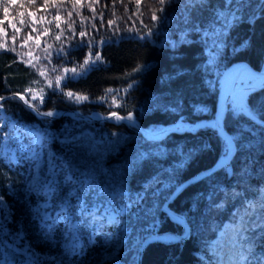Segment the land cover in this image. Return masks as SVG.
<instances>
[{
    "label": "trees",
    "instance_id": "obj_1",
    "mask_svg": "<svg viewBox=\"0 0 264 264\" xmlns=\"http://www.w3.org/2000/svg\"><path fill=\"white\" fill-rule=\"evenodd\" d=\"M209 3L222 5L223 0ZM251 4L245 20L231 28L217 49L211 31L214 8L189 9L196 25L193 30L183 19L185 0L166 5L163 13H156L157 21L151 20L152 11L159 7L157 0H0V96L6 98L0 101V197L10 215L5 226L13 235L17 231L24 234L13 248L4 249L11 264H25L32 253L36 264H136L141 238L164 231L184 233V228L162 211V205L182 181L222 157L224 144L218 132L206 126L180 127L155 140L115 117L98 121L83 116L96 113L104 117L111 112L128 116L131 112L151 131L178 122L211 119L219 95V75L239 60L263 66L264 9L260 0H251ZM250 14L255 16L254 22H248ZM109 21L114 23L109 25ZM148 28H152L151 35L146 34ZM81 32L88 35L82 38ZM89 41L91 49L85 43ZM245 41L248 43L243 46ZM90 51L93 56L99 52L102 59L94 64L90 60L91 66L81 70L78 66ZM136 66L142 70L133 72ZM73 68L78 73L75 78L66 71ZM33 81L43 88L36 99H32L33 89L27 87ZM68 92L87 99L69 97ZM261 101L264 87L248 97L253 108H261ZM46 112L53 115H43ZM224 126L236 137L240 149L231 160L230 174L219 170L182 191L170 208L186 217L190 237L150 243L141 264H214L211 246L217 232L233 219L245 199L264 197V130L244 117L234 119L229 111ZM86 128L106 132L110 140L92 150L62 139ZM35 136L42 137L40 144L33 143ZM49 162L57 171L62 162L70 163L74 178L95 169L100 186L109 192L123 184L133 197L138 194L142 199L133 209L138 219L127 217L129 235L124 237L122 228L107 221L95 230L82 227L79 244L83 252L67 257L62 245L69 225L61 215L52 238L46 240L40 231V217L47 212L56 220L59 198L68 192L62 185L57 197L49 201L37 191L48 174ZM35 172L41 174V180L31 183ZM233 192L239 195L233 196ZM94 196L92 192L85 197L89 210L99 204L102 213L109 197ZM222 202V207H215ZM49 203L51 207H44ZM70 203L76 204L75 197ZM119 206L118 200L112 208ZM69 214L72 223L82 220L75 215V207ZM153 223L155 231H151ZM248 235L254 255L264 256V231ZM7 243L13 244L11 236ZM29 247L31 253L26 255ZM107 252H114L110 262L103 261Z\"/></svg>",
    "mask_w": 264,
    "mask_h": 264
},
{
    "label": "snow or ice",
    "instance_id": "obj_2",
    "mask_svg": "<svg viewBox=\"0 0 264 264\" xmlns=\"http://www.w3.org/2000/svg\"><path fill=\"white\" fill-rule=\"evenodd\" d=\"M139 2V0H138ZM174 0H157L158 8H155L151 13V20L157 21L160 19L156 15L157 12L163 13L166 5H170ZM261 8L264 9V0H260ZM211 6L214 8L213 16V27L211 29L212 34L215 37L213 47H218L223 45L229 31L231 28L237 26L239 23H242L245 20L246 10L253 7L251 0H223L222 5H210L209 0H185V13L183 16L184 22L186 24H191L193 30L196 29V25L193 24L191 20V12L189 9H194L197 7H208ZM7 10L5 9V12ZM94 11V9H93ZM71 15V13H69ZM254 15H247L248 22H254ZM109 25L113 24V21L108 22ZM142 23V21H141ZM216 23L220 24L219 28L214 27ZM71 27V26H70ZM155 25L152 26L154 28ZM152 28L147 29V35L152 34ZM88 35L85 32H81L80 36L83 38ZM59 39V37H57ZM83 42V41H82ZM87 43L89 49L92 47V42ZM247 41L244 42L243 46L247 45ZM102 57L99 52H96L95 55H91L78 67L81 70H86V66L90 67L89 61L91 60L94 64L96 61L101 60ZM142 70V66H136L132 69L133 72H138ZM71 71L74 75L72 78H75L77 69L73 68ZM239 71H244L247 73L246 80L242 83H246L247 86L240 88L235 87V81L226 80L225 95L230 97V108L227 109L234 119H239L244 117L251 125L259 127L264 130V113L261 112V108H264V101L260 102L261 108H253L249 105L248 97L255 91L256 81H259L260 87H264V77L256 76L250 72H247L246 69H240ZM56 83L59 85L60 78H57ZM128 87H132V84H129ZM111 92L112 90H107ZM14 96H20V99H24L19 93H14ZM69 97H75L76 99H87V97H81L78 94L68 92ZM6 99L5 97L0 96V101ZM32 99H36V96L33 95ZM41 101L43 97H40ZM25 103L29 101L25 100ZM3 105L0 104V108ZM43 115L50 116L53 115L52 112L43 113ZM110 115L116 119H125L121 117L116 112H111ZM128 119L132 118V113H128ZM223 114L218 111L216 118L210 123L205 125L210 127L213 130L219 131L221 127ZM245 131H250V129H245ZM7 139V137H4ZM42 137L35 136L33 138L34 144H40ZM224 144V151L222 153L221 159L217 161L215 166L216 170H223L226 174H230L229 170L231 168V160L234 158L236 151L240 150L237 147L236 137H222ZM94 148V146H93ZM60 170L57 171V166L49 162L48 174L41 182L40 188L37 189L38 192L42 194L51 201L53 198L57 197V194L61 191L62 185L68 187L67 195L59 198L58 208L59 211L56 213V220H52L51 215L47 212L40 217V231L42 236L46 240L52 238L53 229L56 223L59 222L61 215L64 216L65 221L69 225L66 230L65 242L62 245L64 254L67 257H72L79 255L83 252V247L79 244L80 232L82 227L92 228L95 230L98 226H104L105 221L108 225H114L118 228H122L124 237L129 235L130 229L128 228L127 217L132 216L133 219H138L136 213L133 211L134 208L138 207L140 200L142 199L138 194L136 197H133L130 193L126 192L123 184L115 186V190L109 192L106 187H101L97 178V173L95 169H88L80 173V178H74L73 168L70 163L62 162L59 166ZM209 175L214 174L213 169L208 170ZM59 176H62V181L58 179ZM39 179V178H38ZM223 191V189H222ZM95 192L93 199H96L99 196L107 195L109 197L107 206H103V212L101 213L102 205L94 204L89 210V206L85 201L90 193ZM227 195V192H225ZM233 196H238V193L233 192ZM75 197L76 204L73 206L70 203V198ZM119 200L120 206L118 209H113L112 205L116 204ZM222 204L215 205V207L220 208ZM44 207H51V204H46ZM72 207H75V215L81 217L82 220L72 223V216L69 214ZM4 201L0 197V212H3V219L0 220V264H11V262L6 258V253L4 252L5 248H13V245L17 242H20L24 238L22 231H17L14 235L9 232L5 226L6 222L10 219V215L4 211ZM175 222L178 225H182L186 233H190L191 229L188 226V221L184 217H174ZM156 224L153 223L151 231H155ZM257 231H264V197L260 198L259 201L254 199H245L241 205V209L233 213V219L223 226V230L219 233L217 242L211 246L212 254L214 257V264H264V256H255L253 249L250 243L249 233H255ZM13 238V244H8V237ZM166 238L169 240H176L178 237L172 234H165V237L149 236L143 237L140 239L138 244L139 246L146 244L151 239H162ZM92 241V236H89V242ZM123 242V241H122ZM15 251H20L19 248H14ZM26 255L31 253V248L25 250ZM31 255H28V259L25 261V264H36L32 259ZM55 259V258H53Z\"/></svg>",
    "mask_w": 264,
    "mask_h": 264
},
{
    "label": "water",
    "instance_id": "obj_3",
    "mask_svg": "<svg viewBox=\"0 0 264 264\" xmlns=\"http://www.w3.org/2000/svg\"><path fill=\"white\" fill-rule=\"evenodd\" d=\"M240 69H246L247 72H250V73H252V74H254L256 76L264 77V67H259V68L255 67L250 62H248L246 60H239V61H235L232 64H230L218 77L219 95H218V99H217V104H216V109H215V112H214V116L211 119L203 120V121L197 122V123L178 122V123H175V124H169V125H165L163 128H161V129H159L157 131H151V130L143 128L141 126V124L139 123V121L137 119L133 118V117L131 119H128L127 118L128 116H121V115L118 114L121 117H125V119H120V120H123V121H126L128 123L134 124L138 129H140L143 132H145V134L149 138L158 140V139L163 138L167 131L174 130L176 128H180V127H185V128H190V129L202 128L205 125L210 124L216 118L217 112L220 111L223 114V118H222L221 127H220L219 131H217V130L216 131L218 132V134L221 137H233L227 131V129L224 126V118H225L227 109H228L229 104H230V97H226V95H225L226 89H223V87H222V80H223V77H224L225 73H227L228 70H235L234 77H233L232 81H235V87H237L239 81L242 78V76L246 73L244 71H239ZM259 88H261L260 85H259V81H256L255 90H257ZM27 105L30 106L29 103ZM37 112L39 113V111H37ZM76 113L78 115H80V116H83L82 114H80L78 112H76ZM83 117H85V118H87L89 120L103 121V120H107V119L111 118L112 116L108 115V116H104V117L99 118V119H95V118H93L91 116H83ZM220 159H221V157H220ZM216 164H217V162L215 164H213L212 166H210V167H208L206 169H203V170L193 174L192 176L188 177L184 181H182L173 190V192L168 196V198L166 199V201H165V203L163 205L162 211L165 214H167L169 217L173 218V219H174V217H184V218H186L184 215L172 210L170 208V204L182 193V191L187 186H189V185H191V184H193V183H195V182H197V181H199V180H201V179H203L205 177H208L209 176V172H208L209 169H213L214 173L219 171V170L215 169ZM188 226L190 227L189 223H188ZM169 233L174 235V236H176V237H178V239L169 240V239H166V238H162V239H151V240H149L148 242H146V244L140 246V248L138 250V253H137V256H136V264H141L142 263V258H143L144 251H145V249L147 248V246L150 243L155 242V241H162V242H164V241H183V240H186V239L189 238L191 231H190V233H186L185 229H184V234H178V233H175V232H172V231H164V232H158V233L152 234L151 236L158 235L160 237H165V234H169Z\"/></svg>",
    "mask_w": 264,
    "mask_h": 264
},
{
    "label": "rangeland",
    "instance_id": "obj_4",
    "mask_svg": "<svg viewBox=\"0 0 264 264\" xmlns=\"http://www.w3.org/2000/svg\"><path fill=\"white\" fill-rule=\"evenodd\" d=\"M262 65H263L262 67H264V62H263ZM27 87L28 88L30 87L31 89H33L32 96L35 95L36 98H38L39 96H41L43 94L42 93L43 92L42 86L39 83L35 82V81L30 82L27 85ZM230 106L231 105H229L228 108H230ZM91 117H93L95 119L102 118V117H99V115L96 114V113L91 115ZM62 139L70 141L72 143H81V144H84L86 146H89L92 150H96V149L104 146L110 140V136L106 132L97 133L96 131H93L91 129H87L86 128V129H83L82 131H75V133L67 134V135L63 136ZM93 146H94V148H93ZM40 180H41V174L38 173V172H35L32 180H31V183H37ZM223 226L217 232L216 237L213 240V243L217 242V239L219 237V233L223 230ZM113 255H114V252L105 253L104 257H103V261L110 262L112 260V258H113Z\"/></svg>",
    "mask_w": 264,
    "mask_h": 264
},
{
    "label": "bare ground",
    "instance_id": "obj_5",
    "mask_svg": "<svg viewBox=\"0 0 264 264\" xmlns=\"http://www.w3.org/2000/svg\"><path fill=\"white\" fill-rule=\"evenodd\" d=\"M234 73H235V70H228L227 73H225L224 77H223V80H222V87L223 89H226V87L228 86L226 84V80H233V77H234ZM246 75L247 73H245L241 80L239 81L238 83V86L237 87H240V88H243V87H246L247 84L246 83H242V81H245L246 80ZM28 104V103H27ZM230 105V104H229ZM134 118V117H133ZM136 119V118H135ZM147 136V135H146ZM162 139V138H161ZM159 140V139H158ZM210 176V175H209ZM198 182V181H197ZM196 183V182H195ZM165 203V202H164ZM163 203V205H164ZM163 205H162V209H163ZM173 219V218H172Z\"/></svg>",
    "mask_w": 264,
    "mask_h": 264
}]
</instances>
